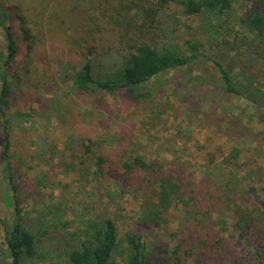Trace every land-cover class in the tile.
Returning a JSON list of instances; mask_svg holds the SVG:
<instances>
[{
    "label": "rangeland",
    "instance_id": "rangeland-1",
    "mask_svg": "<svg viewBox=\"0 0 264 264\" xmlns=\"http://www.w3.org/2000/svg\"><path fill=\"white\" fill-rule=\"evenodd\" d=\"M9 1L28 14L37 68L13 83L7 109L16 190L5 169L0 114V264L9 259L4 224L15 221L16 200L45 254L25 264H70L67 253L77 242L70 232L105 217L117 226L124 248L115 256L123 262L125 237L133 233L150 264H264V40L244 21L253 9L264 16V0H238L221 20L186 14L175 3L161 9L159 0H87V9L77 10L82 16H90L91 3L112 16L131 10L139 27L121 50L132 37L172 44L169 32L177 25L179 43L190 35L200 40V50L224 66L237 90L225 91L217 65L200 58L150 78V94L141 99L125 89L74 88L83 62L74 49L88 28L45 20L56 11L79 19L68 0ZM14 23L21 59L26 43ZM1 44L0 38V50ZM98 154L106 158L102 167ZM137 156L148 165L134 164ZM163 178L178 186L170 185L167 196Z\"/></svg>",
    "mask_w": 264,
    "mask_h": 264
},
{
    "label": "trees",
    "instance_id": "trees-1",
    "mask_svg": "<svg viewBox=\"0 0 264 264\" xmlns=\"http://www.w3.org/2000/svg\"><path fill=\"white\" fill-rule=\"evenodd\" d=\"M89 1V0H88ZM238 0H159L162 9L168 4L175 3L182 7L186 14H205L209 20H221L223 16L233 7ZM9 0H0V38L2 41L0 50V114L4 120V142L3 151L5 156V169L16 190L12 178V165L10 158V120L7 117V109L11 105L13 83H23L25 72L31 75L35 66L33 55L35 45V34L29 23L26 14L19 4L10 5ZM70 6L71 12H76L79 19L62 18L56 11L50 20L51 24L56 22L66 26L70 21H77L79 25H86L88 32L79 36L75 55L82 56L83 62L72 76L73 86L82 92H105L115 93L120 90H127L135 98L141 99L149 95L146 84L150 78L158 76L162 72L190 64L200 58H209L219 68L224 83L225 91L236 93L233 79L224 66L206 53L201 51L202 42L190 35L182 39L183 46L178 39L181 37L176 31L177 25L169 32L172 44L163 43L155 45L147 41H140L133 38V42L125 50H121V44L129 40V32H134L139 24L135 21L129 9L123 10L122 15L112 16L107 12H96L95 4H90L91 14L84 16L78 9H87V0H75ZM76 5V6H75ZM14 8L11 10V8ZM96 12V13H95ZM29 16H31L29 14ZM84 17V18H83ZM96 18V19H95ZM15 21L20 23L26 47L20 59L21 48L16 35ZM40 20V19H39ZM41 21V20H40ZM244 21L248 22L250 29L263 42L264 40V16L257 10H251ZM59 24L58 26H60ZM54 31V30H52ZM51 34V33H50ZM183 38V37H181ZM105 44L107 46L105 47ZM53 50L56 51V48ZM65 54H70L66 49ZM74 55V54H73ZM73 57V56H71ZM99 58V59H98ZM71 60H67L66 64ZM22 63V65H21ZM23 74V76H22ZM239 93V92H238ZM96 146H99L97 144ZM91 150V142L86 144V151ZM96 165L102 167L106 158L102 154L96 156ZM134 164L146 167L148 164L140 156L133 159ZM133 162H125L127 169L132 168ZM170 185L177 189V184L172 183L169 178H163L161 189L163 195H168ZM15 221L10 226H5V245L9 256L3 264H25L27 259L43 258L41 252V237L27 225L22 215V209L18 201L14 203ZM0 222L4 223L1 218ZM47 230L41 232L44 235ZM71 238L76 239V244L67 253V261L70 264H150L145 253V244L141 237L128 233L124 242L128 245L127 253L124 254V262L119 260L115 253L123 254L121 240L117 236V226L111 217H105L99 221H88L79 230L70 232ZM40 235V236H41ZM255 264H263L258 260Z\"/></svg>",
    "mask_w": 264,
    "mask_h": 264
}]
</instances>
